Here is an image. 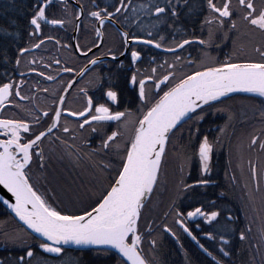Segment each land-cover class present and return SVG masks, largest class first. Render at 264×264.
<instances>
[{"label":"snow or ice","instance_id":"1","mask_svg":"<svg viewBox=\"0 0 264 264\" xmlns=\"http://www.w3.org/2000/svg\"><path fill=\"white\" fill-rule=\"evenodd\" d=\"M53 8H59L60 18L49 17ZM194 15L203 16L199 25L202 34L207 29L205 38L195 37L194 32L193 38H184L188 33L180 26L182 17ZM68 24L76 33L74 44L45 35V26L59 30ZM108 26L115 28L121 42L102 54L107 57V70L95 72L81 84L105 62L94 54V49L104 47ZM241 26L252 37L259 35L258 46L245 51L244 45L233 40V52L223 60L210 55V48L221 47L218 39H230V34ZM82 31L92 36L84 44L79 39ZM47 43H53L58 52L70 50L87 63L77 69L59 56L38 59L36 53L48 51ZM140 45L166 53L171 59L158 62L152 56L146 61L144 50L137 47ZM192 45L200 46V55H182ZM244 56L249 58L242 59ZM142 64L149 67L142 70ZM53 65L56 75L52 74ZM61 73L72 76L64 81ZM30 76L59 86L41 88L37 81L29 89L32 94L25 95L23 89ZM74 88L81 99L76 109L67 106ZM125 91L129 96L121 110ZM41 92L50 104L41 103L37 95ZM233 93L264 98V0H201L199 8L192 0H112L103 5L100 0H34L23 30L14 18L6 26L0 25V186L10 194L8 198L0 197V208L17 222L15 229L0 230V244L23 252L0 259V264H33V249L37 247L43 253L61 257L65 246L115 253L116 264H159L154 254L151 258L145 254L144 243L147 238L149 251L154 253L158 247L154 233L159 229L161 236L167 234L179 244L169 219L213 264H225L223 258L231 255L228 233H204L210 241L218 237V259L188 226L197 219L209 226L218 223L222 213L212 210L216 202L185 212L178 201L214 183L206 178L211 175L212 154L234 119L233 113L217 105ZM10 110L15 111L7 115ZM255 110L262 126L254 130L246 145L242 142L236 146V168L241 175L243 152L249 153L248 173L255 191L247 182L244 188L253 210L256 194L264 193V99ZM210 112H228L213 140L201 136L199 127ZM112 123L116 127L109 134L106 126ZM185 132L187 143L181 144ZM97 138L99 143L94 145L92 141ZM169 146L181 160L176 197L159 223L155 218L144 220ZM53 157L76 167L87 161L85 170L94 191L81 206L69 209L54 203L52 190L43 192L32 182L33 168L43 174ZM194 159L198 160L200 177L188 183L184 170ZM237 182L236 175H232L231 183ZM233 220L228 215L226 224ZM196 227L199 229L200 224ZM247 232H251L250 227L240 230L241 242L248 239ZM260 238L261 244L255 247L264 264V220Z\"/></svg>","mask_w":264,"mask_h":264},{"label":"trees","instance_id":"2","mask_svg":"<svg viewBox=\"0 0 264 264\" xmlns=\"http://www.w3.org/2000/svg\"><path fill=\"white\" fill-rule=\"evenodd\" d=\"M87 2V0H85ZM101 4L111 3L112 0H100ZM193 4L199 8L201 0H192ZM34 0H0V25H7L9 19H15L18 22L19 27L23 30L26 24V18L30 15V8ZM62 16L59 8H53L50 13V18H60ZM203 19V16L194 15L191 18L182 17L180 26L184 31L188 33L184 38H193L192 33L194 32L195 37L205 38L207 35V29L201 33L199 21ZM195 21V26L193 22ZM64 31V38H70V33L73 30L71 24L66 25ZM50 26H45V35H54L56 31ZM86 33L84 32V35ZM83 36V31L79 35V39ZM107 34L105 33V45L103 48L99 49L100 53L106 52L109 48V41H107ZM89 39H88V38ZM230 39L226 41L217 40V43L221 44L220 48L213 46L208 51L210 55L218 57L223 60L226 54H230L233 51V40H238V42L245 47V51H248L252 46H258L260 43L259 35L252 37L248 34V30L241 26L238 31L230 34ZM92 39V36L86 34L82 39L81 44H84ZM110 39V36H109ZM171 39V37H169ZM51 44V43H50ZM144 51H149L153 56L157 58V61H162L164 58L171 59V56L158 52L154 49L145 48L143 46H138ZM48 51L52 49V46H48ZM103 51V52H102ZM201 49L198 45H192L186 48L182 53L184 56L191 55L192 58H196L200 55ZM37 54V53H36ZM51 55V54H50ZM242 59H247L249 57L244 56ZM253 59H258V57L252 56ZM69 59V58H67ZM66 59V60H67ZM73 59L78 60L73 56ZM106 67V68H105ZM142 69V65H141ZM26 70V69H25ZM107 70V61L97 65L90 73V76L98 71ZM70 74H63V80L67 81ZM122 83V81H121ZM123 86V83H122ZM121 86V87H122ZM31 87L28 84L23 89L25 95H31ZM44 97L46 94H43ZM123 96L128 98L129 93L124 92ZM223 104L217 105L218 107H225L231 113L234 114V119L232 120V126L228 128L227 134L222 137V144L217 145L214 148L211 160V175L206 177L213 181L207 186L199 187L195 189L194 192H189L186 196L178 201L179 206L184 205L183 209L186 211L200 205L205 207L209 206L210 201H215V207L212 210H220L221 216L219 217V222L213 225H205L202 220L197 219L196 222L200 224V231L194 233L197 236L200 243L205 246L209 251L216 255L217 258H221L218 254V237L217 241H210L206 239L204 233L206 231H211L214 234L217 232H227L231 243L230 252L231 255L228 258H223L225 264H261V256L257 254V248L255 245L261 244L260 233H256L253 237L247 232L248 239L244 242L239 240V232L241 229L247 230L246 220L249 219V226L253 225L255 222H260L264 220V193H257L255 200V210L251 207L249 217H247L246 211L243 214L242 211V190L236 184L231 183L232 175H236L237 179L239 175L234 171V159L238 160V153L236 151V146L239 143H244L246 145L248 138L253 134L255 129L260 128L262 125L259 123V112L256 111L257 105L261 104L260 98L252 94H234L230 97L222 98ZM15 110H10L7 114L13 113ZM228 112L217 113L209 115L202 121L199 125L201 136L207 135L210 140H213L217 135L218 126H221L227 120ZM188 125L185 124L184 128L187 129ZM110 134V131L106 129ZM87 135V133L85 134ZM92 143L98 144L99 139L93 140ZM181 144L187 143V134L185 132V139L180 141ZM169 153L171 155V160L176 168L175 177L176 183H178L181 175V160L178 155L173 151L172 147L169 146ZM245 159L244 166H247V158L249 153L245 150L243 152ZM255 159V156L253 155ZM261 159H264L262 157ZM164 162V161H163ZM87 161L81 164L80 167H76L69 163L67 160H61L58 158H51L47 162L46 170L43 174L37 173L35 167L33 168L32 182L37 184L39 189L43 192L52 190L56 197L54 203H62V206L72 209L74 206L79 207L85 201H87L86 194L92 192V187L89 183L90 176L86 169ZM163 165V164H162ZM189 171L191 175H186L184 170V179L188 183H192L194 180L200 177L199 175V163L198 160H192ZM245 175L249 176L248 172H244ZM106 183V181H105ZM211 189L209 191H203L207 188ZM251 189L255 191V186L251 182ZM204 192V193H200ZM223 193V195H221ZM67 195V198L65 197ZM92 195V194H91ZM172 198V195L171 197ZM184 200V201H183ZM172 202V201H171ZM170 202V203H171ZM182 203V204H181ZM168 206L163 207V213L168 210ZM159 209V208H158ZM158 211V210H157ZM259 215V218L257 216ZM232 215L234 220L230 224H226V217ZM144 220H147L149 216L143 213ZM245 218V223L243 219ZM161 220V219H160ZM158 219V223L160 222ZM7 221V224L4 222ZM261 223V222H260ZM170 224V223H169ZM171 225V224H170ZM17 226V222L13 221L3 208H0V230H12ZM172 226V225H171ZM173 227V226H172ZM154 235L158 239V247L154 250V253L149 251V245L147 243V238L144 243L145 254L151 258V255H155L159 264H213L210 257L204 254L198 245L191 240L190 237L183 233H177L180 238V243L178 244L175 239L167 234L160 235L159 229ZM184 235V236H182ZM183 245V247H181ZM36 252V257L33 260V264H116L115 257L110 256V254H105L103 252H96L93 249H72L65 247V252L61 257H54L50 254L43 253L42 250L37 248L33 249ZM264 252V248H262ZM23 254L22 250L18 248L5 247L0 244V259L8 256H19Z\"/></svg>","mask_w":264,"mask_h":264},{"label":"flooded vegetation","instance_id":"3","mask_svg":"<svg viewBox=\"0 0 264 264\" xmlns=\"http://www.w3.org/2000/svg\"><path fill=\"white\" fill-rule=\"evenodd\" d=\"M65 29L66 28H64V29H59V30H57V29H55L54 31H56L55 32V34L54 35H52V36H56V37H58L60 40H61V42L62 43H69V44H74L73 43V36H72V34H73V32H74V30H72L71 31V33H70V38L68 37V39L67 38H64V31H65ZM121 30H124V29H121ZM133 31H136V30H133ZM105 33L108 35L107 36V41H109V47H111V48H113V49H115L119 44H120V42H121V37L119 36V33L115 30V28H113L112 26H108L107 27V29H106V31H105ZM76 35V34H75ZM80 35V34H79ZM86 36V34L84 35V32H83V36L81 37V39H80V42L82 41V39L84 38ZM109 36H110V39H109ZM88 38V37H87ZM89 39V38H88ZM75 41V40H74ZM48 46H52V49L50 50V51H47V52H45L43 49L40 51V52H38L36 55H37V58L39 59L41 56H44L45 58H47L50 54L51 55H53V56H59L62 60H66L67 58H69V59H67L66 61L69 63V65L70 66H72V67H74V68H77V69H79L81 66H83L84 64H86L87 63V60L85 59V58H80V59H78V60H75V59H73V55H72V53H71V51L70 50H61V51H57L56 50V46L53 44V43H47L46 45H45V48L48 50ZM140 46H142V45H140ZM138 47V46H137ZM144 47V46H143ZM155 50V49H154ZM156 51H158V50H156ZM231 51H233V49L231 50ZM103 52V51H102ZM158 52H160V51H158ZM103 53H105V52H103ZM103 53H100L99 52V49L98 50H96V49H94V54L96 55V56H100L101 58H103V57H106V56H104V55H102ZM163 53V52H162ZM92 54H90V56H91ZM153 55H152V53H150L149 51H144V57H145V60L147 61L149 58H151ZM103 61H105L104 63L106 64V61H107V58H104V59H102ZM149 67V65H147V64H142V70H144L145 68H148ZM55 68H56V66L55 65H53V70H52V74L53 75H56V71H55ZM106 68V67H105ZM47 71V70H46ZM61 75H62V77H63V73H61ZM71 76H72V74H70V76H69V78H71ZM68 78V79H69ZM90 78V74H89V76H86L85 78H84V80L83 81H81L80 83L81 84H83L84 82H86L88 79ZM59 79V78H58ZM37 81H39L40 82V87L41 88H44V87H58L59 85L57 84V85H53L51 82H48V81H42V80H40V78H34V77H29V79H28V86H30V87H32V85L33 84H35ZM120 86H122V83L120 84ZM77 87H79V85H77ZM123 87V86H122ZM43 94H45V93H38L37 95L40 97V100H41V103H48V104H50L51 103V100L49 99V100H47V101H45V97H44V95ZM123 100H124V103H122L121 104V106H120V108H121V110L123 109V107H125L126 106V102H127V100H128V98H126V97H124L123 96ZM67 106H69V107H72L73 109H76V108H79L80 106H81V99H80V97L77 95V92H76V89L74 88L72 91H71V95H69V97H68V105ZM7 115H11V114H7ZM115 127H116V125H115V123H112L111 124V126H106V129L108 130V131H112V130H114L115 129ZM171 155H170V153H169V151H168V153H167V155H166V161H168V162H170V167H169V169H168V181H167V187H166V191L164 192V194L162 195V198H161V204H160V206H159V209H157V210H155V211H153L151 214L150 213H147V216H149V218L147 219V220H149V219H152V218H155L156 220H157V222H158V219L160 220L162 217H163V207L164 206H167L168 204H170V202L173 200V199H175V197H176V186H177V183H176V177H175V172L174 171H176V168L174 167V164H173V162H172V160H171ZM248 167V164H247V166H246V168ZM235 169L237 170V168H236V165H235ZM186 170H187V172H186ZM185 172H186V175H188V173H189V167H185ZM237 172V171H236ZM199 173V175H200V172H198ZM239 174V173H238ZM180 175H181V172H180ZM189 176V175H188ZM243 175H241L238 179H237V183H236V185L238 186V187H240V189L242 190V197H243V202H242V211H243V214L246 212V211H248L247 212V217H249V215H250V212L251 211H253V210H251V207L249 206V204H248V196H247V194H246V189L244 188V183H245V180H246V182L249 184V188L251 189V185H250V181H249V176L248 175H244L243 177H242ZM171 178H173V180H174V185L172 186V184H171V182H170V179ZM241 179V180H240ZM245 179V180H244ZM211 189V187L210 188H207V189H205V190H203V191H209ZM213 189V188H212ZM212 189H211V192H212ZM93 191H94V189L92 190V192H90V193H87L86 194V196H88L89 195V197L90 196H92L91 194H93ZM200 193H204V192H200ZM171 195H172V198H170L171 197ZM88 198V197H87ZM184 201V200H183ZM182 204V203H181ZM184 205H181V207L182 208H184L183 207ZM168 223H170L171 225H172V222H171V219H169L168 221H167ZM260 222H261V220H260ZM260 222H255V224L253 223V225L251 224V226H249V219L248 220H246V226H247V228H251V232H248L249 234H250V237H253V235H255L256 233H260V227H261V223ZM243 223H245V218L243 219ZM196 224H197V222H196V220L195 221H191V222H189V227H190V229L193 231V234L194 233H198L199 231H200V229H201V227L199 228V229H197V227H196ZM173 226V230L174 231H177V233H183L182 232V230H179V229H177V227L175 226V225H172ZM184 234V233H183ZM186 235V234H185ZM182 236H184V235H182ZM110 256H112V257H115V253H111L110 254Z\"/></svg>","mask_w":264,"mask_h":264},{"label":"rangeland","instance_id":"4","mask_svg":"<svg viewBox=\"0 0 264 264\" xmlns=\"http://www.w3.org/2000/svg\"><path fill=\"white\" fill-rule=\"evenodd\" d=\"M234 171H237V174L239 175V177L241 176V172L240 170L237 168V170L235 169V165L237 164V159H234ZM162 168H161V172H160V178H159V182L156 186V190L153 194L152 197V202L148 205V207L144 210L145 214L147 213H152L153 211L157 210L161 204V198L162 195L164 194V192L166 191V187H167V181H168V169L170 167V162L166 161V157L164 159V162L162 163ZM244 172H248V167L246 168V166H244ZM245 174L243 173V176ZM242 176V177H243ZM250 181V177L248 178ZM241 180V179H240ZM245 180V179H244ZM170 182L172 184V186L174 185V180L173 178L170 179ZM246 183V180H245ZM254 186L255 183L253 182ZM250 185H251V181H250ZM253 190V189H251ZM65 197L67 198V195H65ZM257 216L259 217V215L257 214ZM255 224V221H254Z\"/></svg>","mask_w":264,"mask_h":264},{"label":"water","instance_id":"5","mask_svg":"<svg viewBox=\"0 0 264 264\" xmlns=\"http://www.w3.org/2000/svg\"><path fill=\"white\" fill-rule=\"evenodd\" d=\"M75 32H73L72 36L74 37L75 36ZM73 43H75L74 39H73ZM104 58H107V57H103L101 59H104ZM234 94H239V93H233V94H230V95H234ZM243 94H247V93H243ZM10 194L7 193L6 190H4L2 188V186H0V197H3V198H8ZM67 248H72V249H80V248H77L76 246H65ZM84 249H92V248H84Z\"/></svg>","mask_w":264,"mask_h":264}]
</instances>
